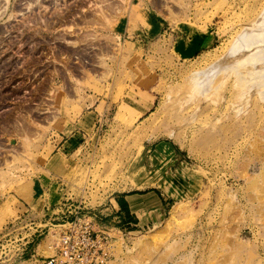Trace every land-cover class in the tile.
<instances>
[{"label":"rangeland","instance_id":"obj_1","mask_svg":"<svg viewBox=\"0 0 264 264\" xmlns=\"http://www.w3.org/2000/svg\"><path fill=\"white\" fill-rule=\"evenodd\" d=\"M263 6L0 0V264L51 255L40 220L58 203L115 229L109 264H264V102L236 116L251 51L227 57ZM207 36L206 52L174 56ZM217 63L228 69L211 86L231 81L207 100L193 81ZM164 142L176 157L161 163ZM145 191L166 204L158 225L99 213Z\"/></svg>","mask_w":264,"mask_h":264},{"label":"built area","instance_id":"obj_2","mask_svg":"<svg viewBox=\"0 0 264 264\" xmlns=\"http://www.w3.org/2000/svg\"><path fill=\"white\" fill-rule=\"evenodd\" d=\"M61 204L54 216H63V221L53 220L44 226L52 242L47 246L50 256L44 257L40 264H109L114 257L116 246L115 229H102L96 215H87L82 204ZM39 232V231H38Z\"/></svg>","mask_w":264,"mask_h":264},{"label":"crops","instance_id":"obj_3","mask_svg":"<svg viewBox=\"0 0 264 264\" xmlns=\"http://www.w3.org/2000/svg\"><path fill=\"white\" fill-rule=\"evenodd\" d=\"M195 43L196 45L188 50H180L179 53L175 52L174 56L180 60L191 56L196 57L206 52V50L211 48L213 44L211 36L201 38ZM175 45L176 42H174V48H176ZM71 143H74V141H71ZM162 145H164V156H162V158H156V160H161L160 162L163 163V161H166L169 158L172 160V158L176 157L175 149L166 142L157 146L154 150V155L155 151ZM56 205L59 206L60 204H53L44 208V213L40 220L43 226L49 225L53 220L57 222L63 221V216H54L58 209V206L54 209ZM99 213L107 218V222H114L120 229L124 228L125 230L143 231L146 230V228H150L151 226L158 225L162 222L166 214V204L155 192L132 195L122 194L113 199L108 208ZM38 231L39 230H36V232ZM39 236L40 234L38 237ZM28 243H30V241ZM27 254L30 255L32 260L33 258H36L39 253H37L36 249H30Z\"/></svg>","mask_w":264,"mask_h":264},{"label":"bare ground","instance_id":"obj_4","mask_svg":"<svg viewBox=\"0 0 264 264\" xmlns=\"http://www.w3.org/2000/svg\"><path fill=\"white\" fill-rule=\"evenodd\" d=\"M245 51H251L244 61L249 66L241 77L233 79H237L245 90L244 100L236 107V116L248 112L249 103L254 98H258L264 102V6L253 26L246 27L239 34L227 57L232 58ZM227 69L226 63H217V65H213L206 71L197 74L196 78H194L195 81H193L196 84L193 92L205 95V99L207 100L220 93L224 89L222 86L231 81L228 80L229 76L223 78L220 85H217L215 88L211 85L215 83L218 74L225 72Z\"/></svg>","mask_w":264,"mask_h":264},{"label":"trees","instance_id":"obj_5","mask_svg":"<svg viewBox=\"0 0 264 264\" xmlns=\"http://www.w3.org/2000/svg\"><path fill=\"white\" fill-rule=\"evenodd\" d=\"M148 192H149V191H145V192H135V193H131V194H128V195H132V194H146V193H148ZM40 237H41V236H39V238L37 239L38 241H39ZM28 256H30V255H28Z\"/></svg>","mask_w":264,"mask_h":264}]
</instances>
